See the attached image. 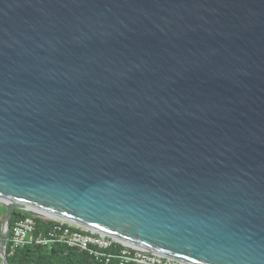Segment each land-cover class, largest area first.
<instances>
[{
  "label": "water",
  "instance_id": "1",
  "mask_svg": "<svg viewBox=\"0 0 264 264\" xmlns=\"http://www.w3.org/2000/svg\"><path fill=\"white\" fill-rule=\"evenodd\" d=\"M0 202L264 264V0H0Z\"/></svg>",
  "mask_w": 264,
  "mask_h": 264
},
{
  "label": "built area",
  "instance_id": "2",
  "mask_svg": "<svg viewBox=\"0 0 264 264\" xmlns=\"http://www.w3.org/2000/svg\"><path fill=\"white\" fill-rule=\"evenodd\" d=\"M36 216H25L16 221L13 227L9 229V235L5 241L9 242L12 249L33 242L45 246H50L52 243H62L69 247L87 251L95 260L104 263L117 261L118 264H185L47 216L37 217L52 220L54 221L53 224L44 235L35 237ZM112 247L114 248L113 251L111 250Z\"/></svg>",
  "mask_w": 264,
  "mask_h": 264
},
{
  "label": "trees",
  "instance_id": "3",
  "mask_svg": "<svg viewBox=\"0 0 264 264\" xmlns=\"http://www.w3.org/2000/svg\"><path fill=\"white\" fill-rule=\"evenodd\" d=\"M6 211V207L0 202V237ZM31 215L28 211L16 207L11 216L10 228L19 219ZM35 220V237L44 235L53 224L52 222H54L37 216ZM8 235L9 233L6 237ZM113 249L112 247L111 250L113 251ZM5 253L8 264H118L117 261L104 263L95 260L87 251L69 247L62 243H52L50 246H45L33 242L32 244L12 249L9 242L5 241Z\"/></svg>",
  "mask_w": 264,
  "mask_h": 264
},
{
  "label": "bare ground",
  "instance_id": "4",
  "mask_svg": "<svg viewBox=\"0 0 264 264\" xmlns=\"http://www.w3.org/2000/svg\"><path fill=\"white\" fill-rule=\"evenodd\" d=\"M45 215V214H44ZM47 216H49V215H47Z\"/></svg>",
  "mask_w": 264,
  "mask_h": 264
}]
</instances>
